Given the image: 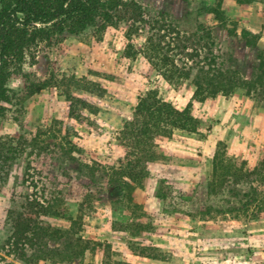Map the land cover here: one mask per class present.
Wrapping results in <instances>:
<instances>
[{"label":"rangeland","instance_id":"rangeland-1","mask_svg":"<svg viewBox=\"0 0 264 264\" xmlns=\"http://www.w3.org/2000/svg\"><path fill=\"white\" fill-rule=\"evenodd\" d=\"M139 1L151 14L197 18L224 67L253 81L197 95L190 80L168 81L123 25L37 39L6 82L21 102L0 109L8 158L0 169V264H264V0ZM35 81L44 86L26 93L23 83ZM149 90L184 110L188 127L168 137L131 133L137 100ZM217 150L223 163L253 172L248 183L230 176L207 197V185L223 179L211 172ZM140 158L149 159L147 172L123 185L116 170ZM33 191L54 196L55 213L41 225L56 235L28 247L45 256L29 262L9 252L6 213Z\"/></svg>","mask_w":264,"mask_h":264},{"label":"trees","instance_id":"trees-1","mask_svg":"<svg viewBox=\"0 0 264 264\" xmlns=\"http://www.w3.org/2000/svg\"><path fill=\"white\" fill-rule=\"evenodd\" d=\"M122 25L126 28L125 37L131 43L135 44L134 40L141 37L137 43L140 42L144 53L160 67L168 81L179 84L190 80L197 95L228 94L237 86L253 81L241 78L224 67L216 53L210 29L197 18L190 19L188 23L176 20L164 11L151 14L139 0H0V109L3 102H21L19 95L6 82L13 72L10 67L22 62L25 49L37 39L58 42L64 37H77L90 27L105 29ZM130 42L128 46L132 48ZM43 86L44 83L36 81L23 83L28 94ZM189 121L184 110L149 90L140 94L134 120L129 125L135 136L150 131L168 137L174 128H187ZM4 151L0 144V169L1 162L5 164L8 159ZM147 159L128 160L119 166L116 172L125 173L123 185L136 181L147 172ZM211 172H222L223 179L217 184L211 182L207 185V197L222 189L230 176L234 183L250 182V172L253 171L223 163V154L217 150ZM25 179L28 185L35 187L30 173ZM237 193L235 191L234 195ZM53 197L49 199L33 191L18 206L7 209L11 231L6 244L9 252L19 259L33 262L45 257L28 255L27 249L42 248L47 245L48 237L56 235L48 225H41V217L55 213Z\"/></svg>","mask_w":264,"mask_h":264}]
</instances>
